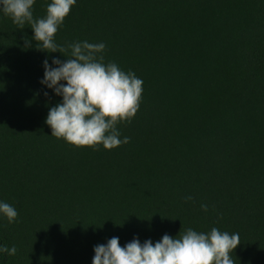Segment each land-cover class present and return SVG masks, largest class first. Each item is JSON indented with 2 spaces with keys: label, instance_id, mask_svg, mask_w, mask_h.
<instances>
[{
  "label": "trees",
  "instance_id": "16d2710c",
  "mask_svg": "<svg viewBox=\"0 0 264 264\" xmlns=\"http://www.w3.org/2000/svg\"><path fill=\"white\" fill-rule=\"evenodd\" d=\"M34 35L0 12V202L18 212L0 214V246L17 248L0 264H92L113 237L213 227L239 234L235 264H264V0H77L55 42H103L105 63L143 81L113 150L51 136L63 97L43 62L67 57Z\"/></svg>",
  "mask_w": 264,
  "mask_h": 264
},
{
  "label": "clouds",
  "instance_id": "9594fccd",
  "mask_svg": "<svg viewBox=\"0 0 264 264\" xmlns=\"http://www.w3.org/2000/svg\"><path fill=\"white\" fill-rule=\"evenodd\" d=\"M76 2L52 0L46 16L38 19L32 11L36 0H0V12L10 17L19 29L30 25L39 50L59 52L67 57L66 60L54 58L52 64L47 59L43 62L45 72L41 84L63 97L61 103L50 108L46 118L52 129L51 136L76 147L98 150L102 145L106 150H113L130 142L129 137L120 139L117 125L131 123L139 111L143 81L134 72L121 70L114 62L105 63L103 42H74L67 47L55 42L60 26ZM25 44L31 46L27 37ZM69 49L70 55H65ZM192 199L186 197V200ZM201 208L208 210L206 204ZM0 214L10 224L18 218L17 210L6 202H0ZM239 245L238 233L222 232L215 227L208 233L188 228L176 238L165 234L155 243L150 239L141 243L136 238L123 247L119 238L113 237L106 245L94 247L92 264H235L231 253ZM0 253L15 256L17 248L0 246Z\"/></svg>",
  "mask_w": 264,
  "mask_h": 264
}]
</instances>
